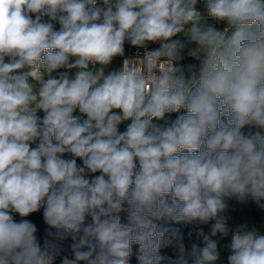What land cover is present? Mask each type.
I'll return each mask as SVG.
<instances>
[{
    "label": "clouds",
    "instance_id": "1",
    "mask_svg": "<svg viewBox=\"0 0 264 264\" xmlns=\"http://www.w3.org/2000/svg\"><path fill=\"white\" fill-rule=\"evenodd\" d=\"M231 200L264 211V0H0V264H264Z\"/></svg>",
    "mask_w": 264,
    "mask_h": 264
},
{
    "label": "rangeland",
    "instance_id": "2",
    "mask_svg": "<svg viewBox=\"0 0 264 264\" xmlns=\"http://www.w3.org/2000/svg\"><path fill=\"white\" fill-rule=\"evenodd\" d=\"M198 10H200L201 12H204L205 6L203 4V2L198 3L197 5ZM209 23H211V21H208ZM227 25L225 23H220V25H216V27L219 30H223L224 27H226ZM234 31V29H233ZM229 36L231 35V31L228 34ZM177 37H174V39ZM183 39V37H178ZM127 46V45H126ZM190 47H195V45H190ZM118 62H119V58H116L113 61V65L112 67H116L118 66ZM184 65H188L189 63H197L194 60H191L186 54L184 57V60L182 62ZM183 111V110H182ZM40 116L43 115V113H39ZM74 115L79 116L81 120L85 119L86 117H83L79 114V112L77 111L76 113H74ZM178 114H168V116L166 117V121L171 122L172 120L176 119V116ZM129 122H125L123 124H121L119 126V129L121 132L126 130V125ZM154 123L164 126L165 125V121H154ZM248 129L246 128L245 131H247ZM255 130V129H253ZM78 163H80V161H77ZM99 173H97L98 175ZM124 211L121 213V218H122V222L126 223L127 222V204H125L124 206ZM238 214H237V224L240 223H248L250 226L251 225H256L258 227L261 228L262 231H264V211H261L253 202L249 201L247 204H240L239 208H238ZM29 219L33 220L39 227V232H38V236L41 237V243H43V235H44V229H45V225L43 224L42 221V215L41 213H36V214H32ZM214 223V221L209 222L208 224H201L199 222H193L191 224H185L184 223V232L180 235V246L183 245L186 252L190 251L191 246L193 244H196L200 247H203V239L202 236L199 235V233L201 231H203V233L205 234H210V230H211V224ZM213 239L218 241V248L221 251V259L220 261H218V264H227V251L224 247V245H226L229 242V238H225L223 240L220 239L219 235L217 237H213ZM68 243L69 241L64 242L63 247H62V251H61V255H68L71 258V252L68 249ZM138 247L136 244H133V255L130 258V264H138V260H137V255H138ZM177 258V257H176ZM175 258V259H176ZM56 264H60L59 258L57 259ZM83 264V262H82Z\"/></svg>",
    "mask_w": 264,
    "mask_h": 264
},
{
    "label": "trees",
    "instance_id": "3",
    "mask_svg": "<svg viewBox=\"0 0 264 264\" xmlns=\"http://www.w3.org/2000/svg\"><path fill=\"white\" fill-rule=\"evenodd\" d=\"M240 203L236 202L235 200L229 201V210L226 212V215L229 217V226L234 228L237 224V214L238 208ZM20 219L18 216L17 221ZM160 223L163 227L169 228L170 232L175 231V236L171 237V243L165 247L161 248V255L167 258L174 260L179 255V248H180V235L184 232V223L175 224L173 222H157ZM139 248V246L137 245ZM162 264H169V260L166 259L162 262Z\"/></svg>",
    "mask_w": 264,
    "mask_h": 264
},
{
    "label": "built area",
    "instance_id": "4",
    "mask_svg": "<svg viewBox=\"0 0 264 264\" xmlns=\"http://www.w3.org/2000/svg\"><path fill=\"white\" fill-rule=\"evenodd\" d=\"M204 12H205V9H204ZM211 21V20H210ZM211 23H213L215 26L216 25H220L219 22H215V21H211ZM59 24H55V28L56 30H59ZM150 48H153V47H158V45H149ZM142 51V50H141ZM126 54L128 56H134L136 54V49H133V48H130L128 46H126ZM121 63V58H119V62H118V65ZM16 219L18 218V215H16L15 217Z\"/></svg>",
    "mask_w": 264,
    "mask_h": 264
}]
</instances>
